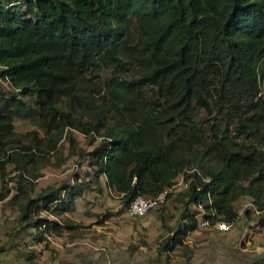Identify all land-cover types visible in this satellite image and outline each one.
Listing matches in <instances>:
<instances>
[{"label":"trees","instance_id":"16d2710c","mask_svg":"<svg viewBox=\"0 0 264 264\" xmlns=\"http://www.w3.org/2000/svg\"><path fill=\"white\" fill-rule=\"evenodd\" d=\"M262 85L264 0H0V204L48 248L62 226L42 213L70 212L101 178L125 209L182 176L189 189L167 201L187 224L159 256L198 229L191 204L211 226L235 224L243 198L263 212ZM17 118L38 130L18 135ZM64 138L89 179L35 196Z\"/></svg>","mask_w":264,"mask_h":264},{"label":"crops","instance_id":"0c3cea01","mask_svg":"<svg viewBox=\"0 0 264 264\" xmlns=\"http://www.w3.org/2000/svg\"><path fill=\"white\" fill-rule=\"evenodd\" d=\"M45 170L44 176L36 181L35 196L47 188L73 186L77 179V173L71 176L70 172H65L60 175L61 180L51 182L49 178L53 175ZM88 174L84 177L79 175L80 180H88ZM101 184L102 193L84 192L76 199L70 212L61 216L42 213V217L62 226L60 233L51 231L47 235L48 248L46 243H34L40 231L22 230L15 226L17 209L12 218L3 217L4 214L0 212L6 225V228L0 227V234H3L0 238L7 239L0 255L2 264H264V243L260 240L264 230L258 229V223L244 218L242 213H239L238 221L226 233L214 228H198L182 236V243L173 251L159 256V250H156L149 256L148 248L155 243L156 235L166 232L163 238L166 241L180 228L170 232L164 223V215L158 213H149L143 218H129L121 205L122 196L107 187L105 177L101 178ZM191 206H196H189L192 212ZM104 214H108V218L101 223ZM246 215L254 219L252 207ZM68 224L70 227H67ZM186 224L187 221H184V226ZM149 239L151 242H148ZM38 247H43L45 251L51 250L53 256L44 255ZM178 249H185V252L178 253L175 260L171 261L170 258ZM98 250L102 253L94 254ZM32 253L34 258L27 260Z\"/></svg>","mask_w":264,"mask_h":264},{"label":"rangeland","instance_id":"374dc122","mask_svg":"<svg viewBox=\"0 0 264 264\" xmlns=\"http://www.w3.org/2000/svg\"><path fill=\"white\" fill-rule=\"evenodd\" d=\"M103 79L106 80L109 77V74L107 72L103 73ZM4 90L7 92L9 91V87L7 85H4ZM262 97H264V85H262ZM15 126H16V132L18 135H24V134H28L30 132L35 131L36 129L38 130V128L32 123V121L28 118H17L15 120ZM76 139L79 142V148H85L88 150H91L93 147L92 146H96L95 145H91L90 144V140L86 139L84 136L80 135V134H75ZM100 140H98L99 142ZM70 154H71V150H70V146H69V142L66 140V138L63 139V143L60 147V153L59 155L54 158L53 160L50 161V165L46 168V173H51L53 176H50L49 181L54 182L55 180H61L60 175L62 173L65 172H70L69 175L71 174L74 175L77 173V175L80 176H85L87 172H89L88 168H89V162L85 161L82 162L80 164V161L78 160V157H71L70 158ZM68 157V161H66V158ZM59 164L60 167H57ZM59 177V178H58ZM65 180V179H63ZM52 184V183H51ZM14 185H10V187H12ZM4 188V186H2L1 182H0V191ZM252 200L250 198H243L241 199L237 204V209L239 211V213H242L244 215V218L251 220H254L255 222L253 223H260L262 218H264V216H253L254 219L252 218V216L250 217L249 215H246L247 212H249L250 208H251V204H252ZM122 205V204H121ZM122 208L124 209V206L122 205ZM191 210L193 213L198 212L199 214L203 213V208L199 207L196 208L194 206H191ZM200 210V211H199ZM0 212H2L4 214L3 217H13L14 213H17L16 209L11 208L9 206L6 205H0ZM150 213H158V214H162L164 215V219L165 222L168 226V228L170 229V232H172L171 230L176 231V229L178 228H183L184 226V220L183 219V215L186 213V208L184 203H182L179 199H172V200H168L166 202V204H164L163 206H161L160 208H158L157 210H154ZM18 214V213H17ZM247 216V217H246ZM0 217V227L1 228H6L5 226V222H4V218ZM17 217V215H16ZM202 218V216H201ZM200 218V219H201ZM169 224V225H168ZM172 226V227H171ZM2 232V231H1ZM0 232V233H1ZM161 233V232H160ZM3 235V234H0ZM167 233H161L159 235H156L158 237H156L155 239V243H153L149 248H148V253L149 256L156 252V250H159V248H161L162 245L164 244V236H166ZM1 237V236H0ZM260 240L264 243V232H262L260 234ZM163 240V241H162ZM7 239H2L0 238V248H2L3 246H5ZM145 244H147L148 242H151V239L148 240V242L146 241H142ZM149 244V243H148ZM44 247V246H43ZM43 247H38L39 249L42 250L44 255H48V256H53L51 253V250L45 251L43 249ZM159 247V248H158ZM54 249V248H53ZM52 249V251H53ZM54 251H56V249H54ZM185 252V249H178L176 251L175 254H173V258L171 257L170 260H175V257L178 256V253L180 254L181 252ZM102 252L100 250L98 251H94V254H101ZM96 257V256H93ZM171 264V263H170Z\"/></svg>","mask_w":264,"mask_h":264},{"label":"built area","instance_id":"2783aa9c","mask_svg":"<svg viewBox=\"0 0 264 264\" xmlns=\"http://www.w3.org/2000/svg\"><path fill=\"white\" fill-rule=\"evenodd\" d=\"M189 189V183H186L184 181V178L180 176L177 180L175 185L163 192L162 194L158 195L157 197L149 198V197H138L136 198L128 207L124 209L125 214L129 218H143L146 215H148L150 212L157 210L167 202L168 195L178 194L182 193L184 191H187ZM200 190V189H198ZM254 216L260 217L264 215V211H259L256 206L251 205ZM205 211L203 210V213L200 214V218L197 221V225L199 229H210L214 228L218 230L219 232L226 233L231 230L232 225L231 224H225V223H217L214 226L210 225V221L206 218H204ZM258 229L264 230V223L260 222L257 226Z\"/></svg>","mask_w":264,"mask_h":264}]
</instances>
